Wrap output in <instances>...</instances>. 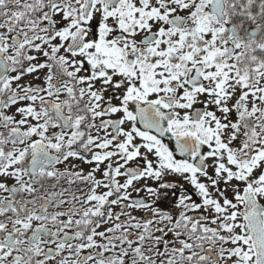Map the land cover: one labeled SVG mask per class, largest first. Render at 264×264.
Segmentation results:
<instances>
[{
	"label": "snow or ice",
	"instance_id": "obj_1",
	"mask_svg": "<svg viewBox=\"0 0 264 264\" xmlns=\"http://www.w3.org/2000/svg\"><path fill=\"white\" fill-rule=\"evenodd\" d=\"M0 264H264V0H0Z\"/></svg>",
	"mask_w": 264,
	"mask_h": 264
}]
</instances>
